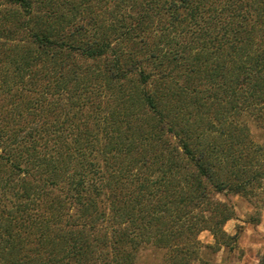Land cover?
Wrapping results in <instances>:
<instances>
[{
  "label": "trees",
  "instance_id": "16d2710c",
  "mask_svg": "<svg viewBox=\"0 0 264 264\" xmlns=\"http://www.w3.org/2000/svg\"><path fill=\"white\" fill-rule=\"evenodd\" d=\"M231 197L264 207V0H0V264H223Z\"/></svg>",
  "mask_w": 264,
  "mask_h": 264
},
{
  "label": "rangeland",
  "instance_id": "374dc122",
  "mask_svg": "<svg viewBox=\"0 0 264 264\" xmlns=\"http://www.w3.org/2000/svg\"><path fill=\"white\" fill-rule=\"evenodd\" d=\"M230 201L235 206L236 218L225 224V231L229 235L238 233L237 241L231 251L223 250L218 253L216 259L223 264H258L264 258V230L258 224H250L249 220L258 217L262 220L264 207L259 212L238 197H231ZM199 238L203 242H211L208 233H202ZM156 256L151 250L144 251L138 260V264H154Z\"/></svg>",
  "mask_w": 264,
  "mask_h": 264
},
{
  "label": "crops",
  "instance_id": "0c3cea01",
  "mask_svg": "<svg viewBox=\"0 0 264 264\" xmlns=\"http://www.w3.org/2000/svg\"><path fill=\"white\" fill-rule=\"evenodd\" d=\"M258 227H261L262 230H264V212H263L262 220L259 222Z\"/></svg>",
  "mask_w": 264,
  "mask_h": 264
}]
</instances>
